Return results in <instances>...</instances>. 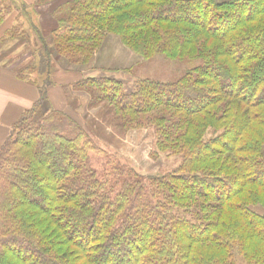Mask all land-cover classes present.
Here are the masks:
<instances>
[{
  "label": "trees",
  "instance_id": "obj_1",
  "mask_svg": "<svg viewBox=\"0 0 264 264\" xmlns=\"http://www.w3.org/2000/svg\"><path fill=\"white\" fill-rule=\"evenodd\" d=\"M5 3L22 5L0 0V25ZM48 4L52 23L32 27L39 45L15 71L40 97L0 146V264H264V0L33 3ZM107 41L185 69L126 90L88 74L112 68ZM53 59L77 74L58 107ZM103 125L152 129L150 156L179 160L142 173L95 138Z\"/></svg>",
  "mask_w": 264,
  "mask_h": 264
},
{
  "label": "rangeland",
  "instance_id": "obj_2",
  "mask_svg": "<svg viewBox=\"0 0 264 264\" xmlns=\"http://www.w3.org/2000/svg\"><path fill=\"white\" fill-rule=\"evenodd\" d=\"M20 3L21 2L18 4L20 5ZM5 6L8 9L7 11L10 12L9 15H12L11 20L13 19L16 21V25L12 26L9 29L10 31L8 30V33L13 35L12 38H7V34L2 40L3 42L0 43V55H3L0 56V58L4 59L5 62L8 61L10 63H14L19 60L22 55L16 51H7V49L17 42V38H21L25 35H32V27L34 26L33 24H35L34 22H37V19L33 4L22 3L18 9H14L11 5L8 6L6 3ZM50 8L52 7H47L46 5L38 7V9L46 11H49ZM44 15H47V13ZM46 21H48V19H46ZM111 40L116 39L113 38ZM117 43L119 42L117 41ZM115 47L119 49H115ZM121 50L126 53L121 52ZM24 51L29 53L28 48L26 50L24 49ZM99 52L103 64H105L106 67L112 68L110 71L94 70L93 72L88 73L89 76L106 75L114 77L124 83L126 90H129L132 87V82L135 79L153 77L159 80H168L173 79L185 69L184 64L179 61L168 59L163 55H156L155 57L146 60L140 59L137 55L129 53L125 47H122L121 45L111 47L110 42L108 41L101 47ZM122 65H129L131 68L128 71H124L120 69ZM52 68L55 69L54 67ZM64 90V92L68 94L70 93L71 88L67 86ZM78 97H80L81 107L79 112L82 113L81 115L85 119V122L94 120L97 124L102 125V123H100V119L95 117V108L92 110H86V112L82 110L87 103L85 96L83 94H78ZM69 98H71V96ZM83 109H86V107ZM103 127L106 128V130L104 129L102 131L107 135V137L105 138L102 134L103 138H100L99 136L93 134L95 138L98 137L96 139L101 141L102 144L106 143L105 139L109 138V140H111L110 147L116 148L120 152L121 157L130 162L138 171L142 173H162L172 169L179 160L178 157L175 158L164 154L159 155L158 158H152L150 156L149 152L151 151L152 141L154 139L152 129H134L127 132L124 136H118L113 133V131L109 130L107 126L103 125ZM255 210L258 212H264V210L259 207L255 208Z\"/></svg>",
  "mask_w": 264,
  "mask_h": 264
},
{
  "label": "crops",
  "instance_id": "obj_3",
  "mask_svg": "<svg viewBox=\"0 0 264 264\" xmlns=\"http://www.w3.org/2000/svg\"><path fill=\"white\" fill-rule=\"evenodd\" d=\"M17 1L21 2V4H33L36 0ZM42 6L33 7L37 19V22H34L35 24H33V27H36L40 32H45L47 25H51L52 21L49 11L38 9V7ZM46 6L50 7V4ZM46 13L47 15H44ZM11 16L12 15L7 16L0 25V43L3 42L2 40L10 31L9 29L16 25V21L13 19L11 20ZM46 19H48V21H46ZM16 41L17 42L11 45L7 51L19 52L22 55L19 60L10 63L8 61L5 62L4 59L0 58V146L7 139L11 125L17 121L23 111L30 109L34 102L40 97L38 88L27 81L20 80L15 72L18 67L31 59L29 53H26L24 49H27L28 44H30V46H38L39 40L32 32V35H29L28 38L21 37L17 38ZM115 49L119 48L115 47ZM52 66L55 68L53 71L55 85L48 90V94L54 107H58L61 106L62 100L66 99L64 88L76 78L77 74L71 71H63L54 59L52 61Z\"/></svg>",
  "mask_w": 264,
  "mask_h": 264
}]
</instances>
